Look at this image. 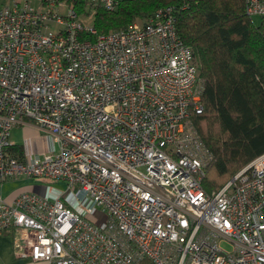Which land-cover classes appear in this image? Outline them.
<instances>
[{"label":"built area","instance_id":"built-area-1","mask_svg":"<svg viewBox=\"0 0 264 264\" xmlns=\"http://www.w3.org/2000/svg\"><path fill=\"white\" fill-rule=\"evenodd\" d=\"M118 2L87 0L85 19L67 0L0 8V187L64 184L0 195V234L45 264H264V152L203 189L204 87L171 7L80 38L96 33L95 6ZM245 12L264 16V0ZM23 121L49 137L43 150L15 152Z\"/></svg>","mask_w":264,"mask_h":264},{"label":"trees","instance_id":"trees-1","mask_svg":"<svg viewBox=\"0 0 264 264\" xmlns=\"http://www.w3.org/2000/svg\"><path fill=\"white\" fill-rule=\"evenodd\" d=\"M245 1L119 0L114 10L95 6L96 33H80L94 40L171 7L177 34L190 47L203 82V110L193 121L212 155L201 181L209 194L264 152V16L255 22L245 12ZM67 3L86 12L87 0ZM13 149L22 152L20 146Z\"/></svg>","mask_w":264,"mask_h":264},{"label":"crops","instance_id":"crops-1","mask_svg":"<svg viewBox=\"0 0 264 264\" xmlns=\"http://www.w3.org/2000/svg\"><path fill=\"white\" fill-rule=\"evenodd\" d=\"M35 7H39L40 0H30ZM12 0H8L10 4ZM11 140L16 146H20L23 153H32L40 151L45 148V145L49 141V137L40 132L31 122L23 121L18 123L11 130ZM28 179V178H23ZM25 189L31 191H37L43 194H48L49 191L42 188L40 185L35 186H23L16 190H11L5 197H9L11 194L18 190ZM48 191V192H47ZM53 191V190H51ZM1 195V193H0ZM51 195V194H49ZM0 264H45L44 262H34L25 258H18L13 254L12 250V238L10 232L0 234Z\"/></svg>","mask_w":264,"mask_h":264},{"label":"rangeland","instance_id":"rangeland-1","mask_svg":"<svg viewBox=\"0 0 264 264\" xmlns=\"http://www.w3.org/2000/svg\"><path fill=\"white\" fill-rule=\"evenodd\" d=\"M6 4H8V0H0V8L2 6H4V5H6ZM58 10L59 11H63L64 8L63 7H59ZM85 14H86V12H83V14H82V15H84L83 16L84 19H85ZM252 18H253V20L255 22H258L259 21V17L256 16V15H253ZM145 19L144 18H137L133 22H136V23H139L140 24V23L144 22ZM133 22H131V23H133ZM87 23L88 24L89 23L92 24L93 22H89L88 21ZM126 25H128V24H126ZM110 30H112V29H110ZM35 185H40L42 188L45 189V191L48 190V188L50 186L53 189V191H54V192L53 191L51 192V194H53V195L56 193L55 191L59 192L64 187V184L62 182L44 181L43 179H40V178H28V179L20 178L18 180H7L4 183H2V185L0 187V193H1V196L2 197H5V195H7L11 190H16V189L21 188L23 186H30L31 187V186H35ZM77 210L80 211L79 209H77ZM222 245L225 248H229V245L226 244L225 242H223Z\"/></svg>","mask_w":264,"mask_h":264}]
</instances>
